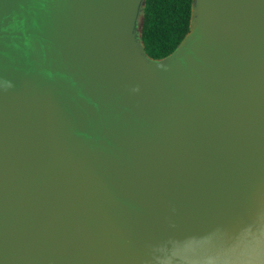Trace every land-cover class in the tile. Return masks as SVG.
<instances>
[{"label": "water", "instance_id": "obj_1", "mask_svg": "<svg viewBox=\"0 0 264 264\" xmlns=\"http://www.w3.org/2000/svg\"><path fill=\"white\" fill-rule=\"evenodd\" d=\"M142 2L0 0V264H264V0Z\"/></svg>", "mask_w": 264, "mask_h": 264}, {"label": "trees", "instance_id": "obj_2", "mask_svg": "<svg viewBox=\"0 0 264 264\" xmlns=\"http://www.w3.org/2000/svg\"><path fill=\"white\" fill-rule=\"evenodd\" d=\"M194 0H143L137 23L146 56L160 61L171 55L190 31Z\"/></svg>", "mask_w": 264, "mask_h": 264}, {"label": "rangeland", "instance_id": "obj_3", "mask_svg": "<svg viewBox=\"0 0 264 264\" xmlns=\"http://www.w3.org/2000/svg\"><path fill=\"white\" fill-rule=\"evenodd\" d=\"M139 29V25L137 26V30Z\"/></svg>", "mask_w": 264, "mask_h": 264}]
</instances>
